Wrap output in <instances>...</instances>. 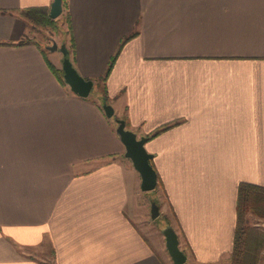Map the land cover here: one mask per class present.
<instances>
[{"label": "crops", "instance_id": "1", "mask_svg": "<svg viewBox=\"0 0 264 264\" xmlns=\"http://www.w3.org/2000/svg\"><path fill=\"white\" fill-rule=\"evenodd\" d=\"M51 2L0 0V264H174L103 100L163 128L146 149L184 264H230L238 187L264 186V0H66L88 97L20 14Z\"/></svg>", "mask_w": 264, "mask_h": 264}, {"label": "water", "instance_id": "2", "mask_svg": "<svg viewBox=\"0 0 264 264\" xmlns=\"http://www.w3.org/2000/svg\"><path fill=\"white\" fill-rule=\"evenodd\" d=\"M63 10V0H52L49 8V16L52 19L58 18ZM47 48L50 51L60 50L63 54L62 69L63 78L69 85L71 91L78 96L88 97L94 87L92 79L82 76L76 67H74L70 56L69 49L65 43L60 46L53 41ZM103 109L109 118H113L116 122V133L125 146L124 157L129 158L134 168L141 175V188L144 191H151L156 188L158 183V175L151 160L154 154L146 149L145 143L148 140L146 135L138 136V134L130 128L126 127L125 119L115 115L113 106L109 103H103ZM160 215L159 205L156 201L151 202V217L157 218ZM162 232L166 240V248L172 258L174 264H184L187 260L186 253L180 248L179 237L171 224H167L162 228Z\"/></svg>", "mask_w": 264, "mask_h": 264}, {"label": "trees", "instance_id": "3", "mask_svg": "<svg viewBox=\"0 0 264 264\" xmlns=\"http://www.w3.org/2000/svg\"><path fill=\"white\" fill-rule=\"evenodd\" d=\"M63 8L67 11L66 0H63ZM63 12V11H62ZM20 14L26 18L29 22L33 24H53L54 21L49 16V8L48 7H27L20 11ZM69 25H70V44L71 47L68 46L69 56L73 63V53L75 42L74 38L71 34V20L69 12L67 11ZM123 46V43L120 44L116 54L112 56L110 59L109 65L107 67L106 72L104 73L102 80L106 81L111 70L114 66V63L119 55V52ZM49 65L53 68L52 64L48 61ZM74 65V64H73ZM75 67V66H74ZM59 76L61 80L65 82L63 78V70L59 72ZM105 100H103V103ZM162 129H157L152 136H155ZM152 162V161H151ZM264 202V187L259 185H254L251 183L243 182L238 187V197H237V225L234 235V245L231 253V264H256L258 260V250L257 247L261 246L263 241H259V239L253 235L257 231L255 228L250 227L246 224L245 214L250 209H258V204ZM254 232V233H253ZM252 235V238H250ZM250 236V237H249ZM254 247L257 251L254 250Z\"/></svg>", "mask_w": 264, "mask_h": 264}, {"label": "rangeland", "instance_id": "4", "mask_svg": "<svg viewBox=\"0 0 264 264\" xmlns=\"http://www.w3.org/2000/svg\"><path fill=\"white\" fill-rule=\"evenodd\" d=\"M62 11L63 12L61 13V15L58 18L53 19L54 21H52L53 24H51V25L33 24L32 22H29L28 30H29L30 35L32 36V39L34 38V39L41 41L44 45H46L45 47H47L48 45H51L53 41H55L59 46L62 43H65L67 45V47L68 46L71 47V44H70V37H71L70 36V25H69V19H68L69 17H68L67 11L64 10V8ZM64 37H66V38H64ZM94 91H95V88L92 89L91 95H93ZM101 98H102V96H101ZM113 121H114V124L116 127V122L114 119H113ZM160 128L163 130L162 127H160ZM155 131L146 135L148 137V139H152L158 134L157 133L155 136H152V134ZM138 136H141V135L138 134ZM146 143H147V141H146ZM146 143H145V146H146ZM131 163H132V161H131ZM153 164H154V162H153ZM157 184H158L157 186L160 187L158 190L159 193L153 197V200L159 204L160 202H164L166 200V197L162 191L160 183H157ZM261 187H264V186H261ZM163 197H165V198H163ZM150 204H151V201L149 200L147 219L144 220V218H142L143 221L139 220V223H141L144 226V223L147 222L148 223L147 226L150 229V235H152V233H154L155 238L158 237L159 239L162 240V239H164L162 228L164 226H166L167 224H170L171 220L165 221L164 216H166V215L164 213L161 214V211H160V215L157 218L153 219L151 217ZM160 207L161 206L159 204V208ZM139 219H141L140 216H139ZM245 221H246V224L248 226L255 228V230L257 231L256 233L253 232L254 233L253 235H255L259 239V241H263L262 245L257 247L258 251L255 249V247H254V250L258 252V254H257L258 260H257L256 264H264V202H262L261 204L260 203L258 204V209L248 210L245 214ZM250 236L249 237L252 238V235H250ZM47 255H48V257L52 256V254L49 252H47ZM49 260L51 262L52 259H49ZM230 264H231V257H230Z\"/></svg>", "mask_w": 264, "mask_h": 264}]
</instances>
